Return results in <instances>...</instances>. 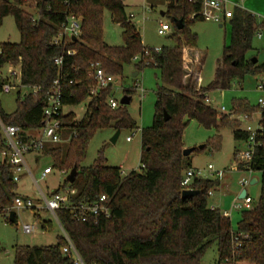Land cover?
<instances>
[{"label":"trees","instance_id":"1","mask_svg":"<svg viewBox=\"0 0 264 264\" xmlns=\"http://www.w3.org/2000/svg\"><path fill=\"white\" fill-rule=\"evenodd\" d=\"M28 9L40 11V18L33 20ZM126 0H0V26L8 15H13L21 35L18 43L0 44V66L5 63L21 66L22 85L32 92H18L17 107L7 113L0 94V121L4 125L20 126L24 133L44 126L43 111L47 93L56 79L64 89L65 106L75 107L86 101L85 114L78 118L73 111L65 112L60 121L65 129L66 142L48 146L42 154L52 159L53 168L66 171L77 169L73 183L65 180L54 192L69 187L73 206L108 197L110 218L81 222L70 210L61 208L56 216L63 230L70 237L86 264H202L207 250L216 244V264H264V107H252L245 100L235 99L230 114L219 112L205 102L208 92L227 89L234 79H243L248 73L261 74L263 66L247 58L253 48L255 34L264 25L255 14L235 7L231 24V41L224 47L218 60L213 81L208 87L200 86V73L204 58L198 55V35L192 30L201 5L190 0H167L165 15L171 20L173 44L155 48L146 47L140 29L126 12ZM122 27L124 44L112 46L104 40V14ZM81 18L82 33L77 40H65L53 45L68 15ZM176 20H182L178 29ZM74 50L75 55H67ZM63 57V64L54 63ZM135 57L139 60L134 61ZM99 62L110 74L122 77L128 65L135 66L139 74L146 67L158 71L153 124L141 129L142 167L123 175L120 167L108 165L104 152L88 167L81 165L87 155L88 145L95 132L102 128L116 130L138 129L128 105L112 109L108 99L111 88L90 97L96 85L91 64ZM72 81V83H71ZM33 88L39 91L33 93ZM134 88L125 89L124 95L133 99ZM260 111V132L250 167L261 175V191L251 209L242 210L237 232L245 234L237 250L233 243L234 231L229 217L208 204L209 191L220 185V180L196 178L190 188L199 191L195 196L183 197L181 185L186 167L183 135L192 120L206 128H214L210 140L211 151L222 146L221 131L231 129L235 140L248 141L249 132L241 128L234 115L239 112ZM169 119H165V114ZM4 136L0 125V145ZM207 145L201 150L205 149ZM241 170L246 164L239 165ZM18 183L13 181L11 165L0 163V212L11 205L16 197ZM38 216V215H37ZM39 217V216H38ZM9 221V220H8ZM16 217L15 221L16 222ZM43 228L47 221H41ZM65 236L47 246H17L14 264H74L63 249ZM236 254V255H234Z\"/></svg>","mask_w":264,"mask_h":264},{"label":"rangeland","instance_id":"2","mask_svg":"<svg viewBox=\"0 0 264 264\" xmlns=\"http://www.w3.org/2000/svg\"><path fill=\"white\" fill-rule=\"evenodd\" d=\"M234 1V0H232ZM241 7H244L251 13L255 14L259 23H264V0H237ZM127 14L133 13L132 21L136 24L143 39V43L149 48H161L173 44L169 33L166 36L158 34L160 23L171 24L167 15V0H126ZM234 8V6H230ZM27 9V7H24ZM31 11V9H27ZM32 12V11H31ZM209 20H197L192 30L198 35V47L196 51L199 56L204 58V65L200 73V86L208 87L213 81L218 60L223 56L224 47L231 41V24L229 20L219 26ZM104 40L112 46H121L124 44L122 38V27L112 20L111 14L106 11L104 14ZM261 33L262 37H258ZM21 39L15 18L8 15L4 18L0 26V44L6 42L18 43ZM253 48L247 53V58L258 61L263 66L261 74L248 73L243 79L236 78L232 81L231 86L224 90H213L209 93L211 104L218 109L224 107L225 114L231 113L235 99L245 100L250 106L258 107L259 99L264 97V90L259 86L264 84V25L255 34L252 42ZM135 66L128 65L124 69V74L119 77V81L113 85V95L117 100L124 96V90L134 88L132 102L128 109L137 122L138 129L122 130L115 143L111 141L116 133L114 127L99 129L91 138L87 155L82 161L83 167L91 166L99 157L100 151L104 152L108 165L120 167L125 175L132 170H140L141 163V129L150 127L153 124L155 101L157 98V88L160 84L158 71L153 67H146L137 77H133ZM139 83L145 90L142 95L137 89ZM21 95L32 92L29 87L15 88L10 94H2L1 101L3 109L7 113H12L17 107L18 92ZM88 101L75 106L66 107L65 111H73L80 119L86 111ZM220 112V111H219ZM224 113V112H221ZM247 112H239L234 115L241 128L251 126L254 129L258 127L260 120V111L248 112L253 113L252 121H240L239 117ZM214 128H206L196 120H192L186 127L183 135L184 147L195 148V150L186 156L185 165L197 170L203 171L205 178L218 179L221 186L208 198V204H216L221 211L230 212V219L234 231L238 229V223L242 217V211L232 210L234 201L245 188L253 203L257 202L261 191V175L259 172H243L239 165L243 163L242 155L248 149V143L245 141L235 140L231 129L221 131L222 146L217 152L211 151L210 140L215 136ZM131 137V141L127 138ZM207 145L203 150L200 146ZM33 176L30 174L23 175L18 183L17 194L27 196L35 201V209H24L17 214L16 222H10L6 219V214L0 212V264H14L15 250L17 246H47L57 243L59 237L64 236V231L57 221L56 217L50 211L44 209V196H50L52 192L61 187L66 179L63 171L53 168V172L45 179L41 174L46 167H52V159L44 154H30L26 157ZM37 160V161H36ZM213 165L215 172L210 174L208 166ZM221 173V174H220ZM257 176L259 182L243 187L240 180ZM39 217H38V216ZM47 221L48 225L43 228L41 221ZM30 224L37 226L34 234H27L23 231V225ZM218 252L216 244H213L202 258V264H216Z\"/></svg>","mask_w":264,"mask_h":264},{"label":"built area","instance_id":"3","mask_svg":"<svg viewBox=\"0 0 264 264\" xmlns=\"http://www.w3.org/2000/svg\"><path fill=\"white\" fill-rule=\"evenodd\" d=\"M193 2H199L201 5V10L199 15L203 20L213 21L215 23L224 24L233 16V9L235 7H240L239 3H236L231 0H190ZM234 6V8L230 7ZM28 7V3L26 4ZM28 9V8H27ZM33 13V20L37 21L40 18V11L37 9H31ZM133 14H130V17L133 18ZM82 21L81 18L76 17L71 14L68 15L60 27L58 35L52 40L53 45H60L65 40H73V38L79 39L82 33ZM173 32L172 26L169 23L162 22L158 28V34L161 36H166L169 33ZM258 37L261 38V33H258ZM157 52L160 51V48H155ZM2 54V48L0 46V55ZM74 50L67 51V55H75ZM139 57H135L134 61H138ZM54 63L58 66L63 64V57H56ZM92 76L96 80V85L90 91V97L97 96L101 91L111 88L113 91V85L119 81V77L113 74L108 73L99 62H94L91 64ZM22 73L20 65H13L10 63H5L0 66V94H10L17 87L22 88ZM72 83V81H71ZM25 87V86H24ZM137 89L140 90L141 94L145 93L144 88L137 83ZM39 91V88H33V93ZM65 94L63 85L60 79H56L53 83V86L47 93V105L43 111L44 117V126L39 130L29 131L24 133L20 126L17 125H4L0 121L4 136V144L0 145V163H7L13 168V181L19 183L25 174H30L33 176L29 164L27 163L26 157L30 154H42L48 146H56L66 142L70 139L72 134H69L68 137H65V129L62 126L60 117L66 112L65 106L63 104ZM205 102L211 105V100L209 96L206 97ZM108 104L112 109L119 108L121 100H117L113 93L108 99ZM260 107H264V97L259 99ZM220 112L225 113V108L222 107ZM227 114V113H226ZM230 114V113H229ZM261 115V114H260ZM254 114H242L239 117L240 121H252ZM261 119V116H260ZM260 120L258 121V127L253 128L247 126L244 130L249 132V139L246 141L248 143V149L242 155V161L246 164V169L241 170L243 172H248L250 175L253 174V170L250 167V163L253 160V156L258 146L261 144L257 142V136L260 132ZM128 141L131 140V137L127 138ZM37 161V160H36ZM53 172L52 167H46L42 174L41 178L45 179L48 175ZM208 172L213 174L215 172L213 165L208 166ZM67 177L68 173L63 172ZM122 174L125 175L124 171ZM221 174V173H220ZM196 178H205V174L201 170L194 168H189L185 171L184 177L182 179L181 185L183 190L191 189L190 186ZM66 180V179H65ZM250 179L243 177L240 180V184L245 187L249 185ZM245 190V188H244ZM74 191L69 187L62 189L58 192H52L48 197H44V209L50 211L54 214L57 221L59 222L56 211L61 208H65L71 211L73 217L81 222H88L89 220H94L95 223H98L100 218H110L111 209L108 206V197L102 195L98 200L93 202L82 203L77 206H73L70 203L69 195ZM212 194V191H209V195ZM253 206V199L249 196L248 192L246 195L241 198L238 197L233 205L232 210H247L251 209ZM36 204L31 198L27 196L17 195L11 202V205L8 206L3 213L6 214V219L9 220L11 212H15V217L19 211L24 209H35ZM223 215L230 217V212L223 211ZM62 227L61 223L59 222ZM37 226L24 224L23 231L27 234H34L37 231ZM63 229V228H62ZM64 231V230H63ZM64 236L67 240V246L63 249V252L73 259L74 264H86L83 258L80 256L78 250L76 249L74 243L64 231ZM247 236L240 232H235L233 235V243L235 248L238 250L242 245V238ZM236 255V254H234ZM227 264H235L234 261L228 262Z\"/></svg>","mask_w":264,"mask_h":264},{"label":"water","instance_id":"4","mask_svg":"<svg viewBox=\"0 0 264 264\" xmlns=\"http://www.w3.org/2000/svg\"><path fill=\"white\" fill-rule=\"evenodd\" d=\"M175 24L177 25V27H178V29H181L182 27H183V22H182V20H176L175 21ZM220 27H223V25L222 24H220L219 25ZM74 40H76V38H73ZM254 63H256L257 62V60L256 59H254V60H252ZM138 73L139 72H135L134 74H133V77H137L138 76ZM27 94V93H26ZM131 103V97L130 96H128V95H124L123 97H122V99H121V104L122 105H129ZM165 119L166 120H168L169 119V115L166 113L165 114ZM120 130H117L116 131V133H115V135L112 137V139H111V141L113 142V143H115L116 141H117V139H118V137H119V135H120ZM204 146L205 145H202V146H200V149H202V148H204ZM195 150V148H185L184 149V151H183V155L186 157V156H189L193 151ZM76 174H77V169L76 168H73L72 170H71V172L67 175V177H66V180H68L70 183H73L74 182V180H75V178H76ZM259 182V179H258V177L257 176H254V177H252L251 178V181H250V184H256V183H258ZM246 192H247V190L245 189V190H243V192H242V194H241V198H243L245 195H246ZM199 193V191H197V190H194V189H188V190H183V192H182V196L183 197H189V196H195V195H197ZM9 221L10 222H14L15 221V212L13 211V212H11V214H10V218H9Z\"/></svg>","mask_w":264,"mask_h":264},{"label":"crops","instance_id":"5","mask_svg":"<svg viewBox=\"0 0 264 264\" xmlns=\"http://www.w3.org/2000/svg\"><path fill=\"white\" fill-rule=\"evenodd\" d=\"M232 1V0H231ZM241 1H244V0H241ZM234 2H236V3H239L237 0H234ZM240 6V5H239ZM241 7V6H240ZM242 8H244V7H242ZM245 9V8H244ZM247 10V9H246ZM130 14H133V13H130ZM134 15V14H133ZM165 15V14H164ZM258 62V61H257ZM138 75H139V73H138ZM200 81V80H199ZM200 83V82H199ZM259 89L260 90H264V84L263 85H260L259 86ZM216 90H223V89H216ZM209 93L210 92H208V96H209ZM212 105V104H211ZM213 106V105H212ZM214 107V106H213ZM218 110V109H217ZM220 111V110H219ZM131 141V140H130ZM120 168L122 169V166H120ZM123 170V169H122ZM221 186V182H220V185L218 186V187H220ZM218 187L216 188V189H213L214 191L215 190H217L218 189ZM244 190V189H243ZM243 192V191H242ZM242 192L239 194V196L238 197H240L241 196V194H242ZM214 194V192L212 191V194L210 195V196H212ZM218 206L216 205V204H212V207L211 208H217ZM230 218V217H229Z\"/></svg>","mask_w":264,"mask_h":264}]
</instances>
